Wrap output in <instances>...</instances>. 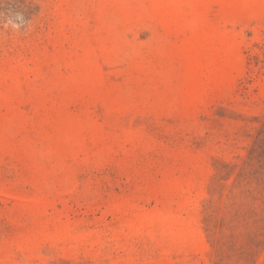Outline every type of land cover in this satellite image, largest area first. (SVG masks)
Wrapping results in <instances>:
<instances>
[{
	"label": "rangeland",
	"instance_id": "1",
	"mask_svg": "<svg viewBox=\"0 0 264 264\" xmlns=\"http://www.w3.org/2000/svg\"><path fill=\"white\" fill-rule=\"evenodd\" d=\"M0 264H264V0H0Z\"/></svg>",
	"mask_w": 264,
	"mask_h": 264
}]
</instances>
